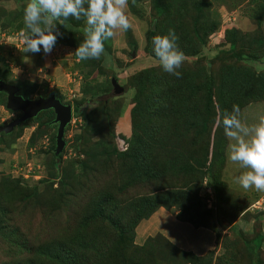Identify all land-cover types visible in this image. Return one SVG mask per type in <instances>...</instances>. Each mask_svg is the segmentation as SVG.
I'll return each instance as SVG.
<instances>
[{
	"label": "rangeland",
	"instance_id": "rangeland-1",
	"mask_svg": "<svg viewBox=\"0 0 264 264\" xmlns=\"http://www.w3.org/2000/svg\"><path fill=\"white\" fill-rule=\"evenodd\" d=\"M22 1L0 0V7L4 14L19 10L20 14H15L18 17L27 3ZM168 1L171 12L157 14L155 3L164 8ZM156 2L127 0L130 27L127 31L114 30V36L104 42L106 50L99 59L76 58L74 50L82 41L79 35L74 36L76 46L58 48V55L53 51L55 43L47 55H55L64 73L74 72L58 83L56 90H48L46 83L39 88L31 84L36 73L52 83L59 72L42 68L43 64L37 63L40 54L20 50L18 35L7 30L16 27L12 16L4 20L6 27L0 21V79L18 85L33 99L58 93L68 103L80 104L87 117L86 121L75 117L67 125L66 143L58 156L54 153L57 125L52 120L47 122L53 118L48 111L20 123L10 133L0 132V264H24L31 250L36 264H71L64 258L56 262L51 256L56 252L64 257V249L69 247L83 256L86 264H255L257 260L264 264V191L239 185L236 178L245 169L227 158L228 140L218 123L232 106L226 100L222 108L217 99L219 90L228 91V100L236 99L239 118L247 124L255 123L264 113V0ZM204 20L207 26L200 28ZM169 28L177 35V46L184 55L178 71L193 79L198 105L186 103L183 107L189 110L182 112L179 103L183 100L173 101L170 109L181 111L172 114L169 107L157 102L163 112L151 114L147 106L154 97L153 89L145 79L136 83L134 78L145 68L166 73L152 53V37L166 34ZM232 41L236 42L233 51L229 48ZM114 77L124 87L120 94L113 92ZM154 90L155 98L167 96L162 90ZM5 104L6 98L0 94V124L19 114ZM155 114L159 125L151 123ZM205 126L204 131L201 127ZM134 129L142 137L149 131L158 134L159 142L146 139L142 143L145 161L135 160ZM153 157L159 169L174 160L176 168L164 175L171 183H155L158 191L152 192L151 187L146 193L156 194L151 207L179 191L176 205L168 209L175 216L172 220L185 225L186 217L193 218L202 211L209 214L208 228L218 236L201 259L182 252L194 240L190 234L183 244L174 243L181 239L173 234L176 222L172 224L170 217L163 215L166 210L154 217L145 216L127 238L121 239L108 220L115 204L106 202L98 210L94 206L92 199L97 193L120 200L147 192L142 179L151 175L147 160ZM213 174H218L220 183ZM196 200L200 202L198 208L190 207L188 203ZM144 209L151 208L148 205ZM257 233L263 234V244L251 255L243 241ZM155 237V241L150 239Z\"/></svg>",
	"mask_w": 264,
	"mask_h": 264
},
{
	"label": "clouds",
	"instance_id": "clouds-1",
	"mask_svg": "<svg viewBox=\"0 0 264 264\" xmlns=\"http://www.w3.org/2000/svg\"><path fill=\"white\" fill-rule=\"evenodd\" d=\"M126 7L127 0H27L23 7L24 28L18 33L22 45L20 50L25 53L42 51L49 54L60 36L57 25L64 26V21L69 17L74 20L83 17V39L76 46L74 54L78 60L99 59L104 52V42L114 36V30L129 29ZM177 40L171 28L166 34L153 36L152 53L164 72L179 78L181 73L178 69L184 55L177 46ZM66 73L74 74L71 71ZM58 97L62 102L70 104ZM75 117L72 105L71 120ZM218 123L228 140L227 158L238 162L245 169L236 178L239 185L243 189L252 187L264 191V113L258 116L255 123L247 124L239 118V108L233 104L230 112L222 113Z\"/></svg>",
	"mask_w": 264,
	"mask_h": 264
},
{
	"label": "trees",
	"instance_id": "trees-1",
	"mask_svg": "<svg viewBox=\"0 0 264 264\" xmlns=\"http://www.w3.org/2000/svg\"><path fill=\"white\" fill-rule=\"evenodd\" d=\"M15 1L20 2L22 4L24 3L22 0H15ZM156 1L157 0H155V2ZM166 3H167V4H165L166 7H164V8H162L160 6L158 7L157 2L155 3V5L157 6V8H156L157 14L158 13L159 14H166V11L171 12L172 9H171V6H170L171 5L170 1H168ZM166 8H168V10H166ZM197 8H200V5L196 6V8H195L196 9V11H195L196 13L198 12L197 10H199ZM19 12H20L19 10H12L11 12H9L7 14H4V11H2V8L0 7V21H3L2 22L3 26L6 27V23L4 24V20L6 21V17L7 16H9V17L12 16L13 20H11V23H13V21H14V23L16 25V27H13L14 29H12V30L7 28V30L9 32H12L11 34L18 35L19 31L21 29H23L22 26L24 24H21L23 22V15H19L18 17L15 15V14H17V15L20 14ZM80 20L81 21L74 20L72 17H69L67 20L64 21V26L58 24L57 28H58V30L60 32V36H58V38L56 40V44L57 43H62L64 45L72 46V45L75 44V42H74L75 41V39H74L75 35H79L80 38L83 39L82 28L84 26V18L81 17ZM204 25L207 26L205 20L203 21V26H199V27L203 28ZM212 30H214V29H212ZM14 32H16V33H14ZM151 33H153V30L151 31ZM254 44H257V43H254ZM75 46H76V44H75ZM229 48H230L231 51H233L236 48V42H234V41L230 42ZM105 50L106 49L104 47V51ZM232 53L236 54V52H232ZM4 63H5V61H4ZM5 66H6L7 69L10 68V66L7 63H5ZM159 73H160V71L158 72V71H156L153 68H145L143 71H141L139 73V75L141 74L140 75L141 77L138 76L140 78H138V77L134 78V81L136 83H140L143 79H145L148 82V84L153 89L152 90V95L154 97L149 101V104L147 106V109H148L149 113L154 114L155 112H157V113L158 112H163V110L160 109L162 104L159 103L157 105V102H162L163 103V108H165V107L168 108L169 107V109H170V107L173 106V101L180 102L181 100H183V103L182 102L179 103V104H181L182 112H188L189 107L188 106L183 107V106H185L186 103H190L191 104V101H192V104L197 107L198 102H197V99L195 97L196 92L193 89V79L191 78V76L188 73H185V72L181 73L179 78H177V77H175L173 75H170L168 73H164V74L163 73L159 74ZM20 81H22V80H20ZM25 81H28V80H25ZM31 84L34 87L38 88V85H36V83L31 82ZM158 87H162V88H158ZM154 89H157V90H160V91L162 90L163 92H165V94H167V96H164L163 98H159V97L155 98V95H154L155 90ZM193 91H194V93H193ZM227 92L228 91H225L224 89H222V90H219L218 95H217V99H218L219 105L222 106V108L226 104V100L231 106L233 104L236 105V99L235 100H231V99L228 100L229 96H228ZM19 93L22 94L23 96H27L20 89H19ZM186 93H187V95H186ZM0 94L4 95L5 98H6V94L4 92L0 91ZM173 94H176V95H173ZM57 95H58V93H57ZM58 96L61 97L60 94ZM193 98H195V100H193ZM170 110H172V114H175L176 112H180L181 111V109H179V108H171ZM46 111H48L49 115L50 116L52 115L53 118H54L55 114H54V111L52 109H49V110H46ZM74 115L76 117L82 116L85 121L87 120V117L85 115V111L83 112L80 104L74 105ZM53 118L48 120L47 122L49 123L51 120H53ZM155 118H156V114L152 117L151 123L159 125L157 123V121L155 120ZM157 127L158 126H156V127L153 126V128H156V129H157ZM201 129L205 131L207 129V126H205V129H203L202 127H201ZM152 133L153 132L149 131L148 134H144V136H143L144 138H143L142 134H141V136H138L137 129H134V133H133L134 143L132 145H133L134 148H136L135 160L139 161L140 160L139 158L144 160V156H142V152H141L143 150L142 149L143 141H145L147 139V142H149L150 140H151V143L153 141L156 142V143L159 142L158 139H157L158 138V134L153 135ZM173 133L174 132H172L171 134H173ZM3 134H5V133L3 132ZM55 137H56V135H55ZM172 137L174 138L173 135H172ZM155 160L156 159L154 157L152 158V160H150V158H149V160H147L149 172H150L151 175H146V176H149V177H144L142 179L145 182L144 183V187H145V190L147 192L137 193L133 197H130V195H127V197H123L120 200L110 196V194H108L105 197H103L102 195L98 196L97 195L98 193H97L96 196L92 199L93 202H94V206H97V210L100 209V206H103V204L106 203V202H111L112 205L115 204L109 210L108 220L110 222H112V225L114 226L115 230L118 233H120L119 238L122 237L121 239L127 238L128 234H129L128 232H130L134 228V226H137L138 222L141 219L146 218L145 216L152 215L160 207H165L167 209H171L172 207H174L176 205L174 201H178L176 199V197H177L179 191H173L172 194L170 193V194L166 195V199L163 200L160 205H157L154 208L151 207L150 204L154 200V196L156 194H154V195L152 194L151 196H148L146 193H150L151 192L150 189H151V187H153L155 185V183H159L160 186L163 185V184L165 185L166 183H171V181L169 182L168 177H166L164 175H167L168 173H172L175 170V168H176L175 160L168 166L164 165L161 169H159V167H158V163L159 162H156ZM153 165H155V166L153 167ZM175 176L180 177V174H175ZM213 177H214V180L216 181V183H220L219 182L220 178H219L218 174H213ZM172 179L173 178H171V180ZM138 187L136 188L137 190H138ZM153 188H154V190H152V192H154V191L157 192L158 191V188H155V187H153ZM178 188H180V187H178ZM82 194L84 195L85 193L82 192ZM188 204L190 205V207L197 206V208H198L200 202L196 200L194 203L190 202ZM148 205H149V208H151V209L145 210L144 208L146 206H148ZM143 212L145 214H143ZM132 214H135V217H134L135 220L132 219ZM95 215H97L99 217L100 214L95 212ZM177 217L179 218V216H177ZM207 219H210L209 218V214L207 212L202 211V212H198L197 214H195V216L193 218H187L186 217L184 220L188 221V222H191L195 226H200V225H202V226H210L207 223V221H208ZM115 224L118 227L115 226ZM134 237H136L135 233H134ZM150 239H153V241H155L156 237L155 238H150ZM165 242H168V241H165ZM146 243H148V242H146ZM243 243H244V246L247 249V252L252 255L256 251L260 250V248H261V246L263 244V236L261 235V233H257L256 236L251 238L249 241L244 240ZM169 245H170V247H174L172 243H170ZM30 250H31V248H30ZM64 250H66V252H65L66 256H64V257H61L63 255H60V254L58 255L56 252L51 254V256L53 258H55L56 262L57 261L58 262H60V261L62 262V258H64V259H68L71 264H80V263L86 264V263L82 262V261L85 260V258L83 256L78 255L76 253V251L74 249H72L71 247H69L67 249H64ZM180 251H182V250H180ZM182 252L186 256H191L193 259H201L200 256L194 254L191 251H182ZM33 254H34V251L31 250V253L29 252V254H28L30 256H28V255L26 256L27 259L25 260L24 264H36V261L33 258ZM20 257L21 256H19L18 258H20ZM25 258H22V261H21L22 263H23V260ZM17 260L19 261V259H17ZM258 261L259 260H257L256 261L257 263H255V264H259Z\"/></svg>",
	"mask_w": 264,
	"mask_h": 264
},
{
	"label": "water",
	"instance_id": "water-1",
	"mask_svg": "<svg viewBox=\"0 0 264 264\" xmlns=\"http://www.w3.org/2000/svg\"><path fill=\"white\" fill-rule=\"evenodd\" d=\"M114 94H120L124 91V87L118 82L117 78H112ZM0 91L6 94L7 109L21 114L6 124L0 125V132L10 133L20 123L36 117L41 111L52 109L55 117L52 120L57 124L55 137L54 153L58 156L64 149L65 139L64 133L67 124L72 118V105L66 104L56 94L49 96H38L37 98L25 97L19 93V86L0 79Z\"/></svg>",
	"mask_w": 264,
	"mask_h": 264
},
{
	"label": "crops",
	"instance_id": "crops-1",
	"mask_svg": "<svg viewBox=\"0 0 264 264\" xmlns=\"http://www.w3.org/2000/svg\"><path fill=\"white\" fill-rule=\"evenodd\" d=\"M55 46H56V49H54V47H53L54 50L52 49L54 52L58 48L68 50L67 48L72 47L70 45H64L62 43H57ZM64 50H63V53H64ZM59 52H60V50L56 51L55 54L58 55ZM38 54H40V55H39L37 63L39 62V63H41V65L43 64L42 68L46 67L51 72L53 69L54 72H59V73L57 74V81L54 80V81H52V83L49 82L45 78V76L41 77V75H38L36 73L37 76L35 74L33 75V77H34L33 82L38 85V88L42 87L43 83H46L48 85V90H56L55 88H58L57 87L58 83L61 84V82H63L64 78L67 76V73H64L65 72L64 66L58 62L57 58L55 61V58H54L55 55L54 54L53 55H47V54L43 55V53H40V52ZM65 54H69V53L67 52ZM67 60H68V58H67ZM71 60H72V58H71ZM55 62H57V63H55ZM39 69H38V71H39ZM68 81H70V80L68 79ZM56 83H57V85H56ZM216 202H217V200H216ZM165 210L167 211V214H163V215L170 217L172 224L174 222H176V224H177V225L175 224V230H174L173 234L176 235L177 237H180L181 240H176L174 243H176L177 245L183 244L182 240L187 236L186 234L188 233V234H190L191 238H193L194 240L191 241L192 244L190 246H184L183 247L184 250L191 251L198 256H202L203 252L206 249H211L212 247H214V245L216 244L218 234L215 233L216 231L214 232V230L208 228V226H202V225L195 226L191 222H183V223H185V225H184L181 222H177L175 220H172V218H174L175 216L170 215V214H172L171 211H169L168 209H165V207L158 208L157 211H155L151 217H154L157 213L164 212ZM168 215H170V216H168ZM239 219L240 218H238L236 220V223L238 222ZM159 221H161V219H159ZM261 235L263 236V234H261ZM137 238L140 239V236H138ZM145 239H146V237H142L143 241Z\"/></svg>",
	"mask_w": 264,
	"mask_h": 264
},
{
	"label": "built area",
	"instance_id": "built-area-1",
	"mask_svg": "<svg viewBox=\"0 0 264 264\" xmlns=\"http://www.w3.org/2000/svg\"><path fill=\"white\" fill-rule=\"evenodd\" d=\"M254 207H256V208H257V207H259V206H257V205H254Z\"/></svg>",
	"mask_w": 264,
	"mask_h": 264
},
{
	"label": "flooded vegetation",
	"instance_id": "flooded-vegetation-1",
	"mask_svg": "<svg viewBox=\"0 0 264 264\" xmlns=\"http://www.w3.org/2000/svg\"><path fill=\"white\" fill-rule=\"evenodd\" d=\"M21 113L19 112V115H20Z\"/></svg>",
	"mask_w": 264,
	"mask_h": 264
}]
</instances>
